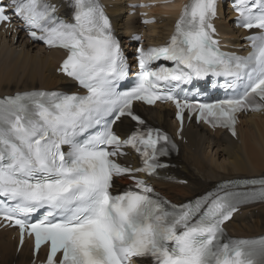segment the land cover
Masks as SVG:
<instances>
[{
  "label": "snow or ice",
  "instance_id": "1",
  "mask_svg": "<svg viewBox=\"0 0 264 264\" xmlns=\"http://www.w3.org/2000/svg\"><path fill=\"white\" fill-rule=\"evenodd\" d=\"M74 8L75 23L66 24L44 0H0V22L10 21V10L34 41L66 49L60 71L86 89L83 96L27 92L0 99V220L19 228L21 245L31 237L34 254L47 245L45 264H138L147 257L153 264H264V238L221 239V226L239 205L264 201V179L226 182L203 203L170 205L153 198V189L133 175L152 176L166 166L158 157L167 155L161 141L168 144L169 137L149 128L121 139L112 129L125 116L144 125L133 112L135 101H170L181 127L187 110L197 121L236 135L237 113L264 109V13L253 15L246 0L236 6L245 29L261 30L247 37L248 55L237 56L220 51L214 39L216 0H190L166 45L136 49L138 83L119 92L115 81L129 65L108 17L97 0H74ZM162 60L175 66L153 67ZM209 74L230 80L227 88L243 84V94L212 104L171 94L173 82ZM96 127L101 130L89 138H77ZM62 145L69 146L67 153ZM125 148L140 156L143 167L118 162ZM125 175L138 190L113 195V177ZM42 208L43 218L32 222Z\"/></svg>",
  "mask_w": 264,
  "mask_h": 264
},
{
  "label": "bare ground",
  "instance_id": "2",
  "mask_svg": "<svg viewBox=\"0 0 264 264\" xmlns=\"http://www.w3.org/2000/svg\"><path fill=\"white\" fill-rule=\"evenodd\" d=\"M51 1L60 4V0ZM104 1L108 6V14L116 35L125 39L129 31L141 32L143 30L145 44L164 42L179 14L176 3L181 2V0H174L173 4L163 9H155L153 12L159 18L158 24L142 29L136 19L127 17L128 10L123 0ZM60 12L63 16L66 15L62 8ZM229 13L225 14L222 7L219 8L220 19L216 21L217 28L223 39L234 41L239 46V39L245 33L232 28L229 23L232 15ZM0 41L4 44L3 46H6L9 41L12 46L15 45L13 50L5 53L4 58L0 59V97L30 90L52 91L64 89V87L70 91L73 89L66 79L55 74L57 64L63 57L61 52L38 48V53L34 54L32 52L37 47L29 44L22 37H19L14 44V38L10 40L7 36L0 34ZM142 110L143 116L148 121L164 126L171 132L174 131L171 109L159 106L142 108ZM128 129L129 123L126 119H122L115 128L122 137L128 134ZM184 136L187 143L180 145L179 155L174 161L176 168L171 170V174L179 179L187 180V185H154L173 202L182 203L188 198L202 195L222 181L264 178V115L242 117L237 127L236 140L222 132L213 134L205 127H197L193 124L184 130ZM192 147L193 150H191ZM213 148H215V154L224 156L220 162L209 159L208 154ZM117 183H121V180H117ZM227 230L237 238H251L264 234V205L242 209L233 216L227 225ZM10 234L11 232H0V264H27L31 258V244H25L16 256L15 242L10 241Z\"/></svg>",
  "mask_w": 264,
  "mask_h": 264
},
{
  "label": "rangeland",
  "instance_id": "3",
  "mask_svg": "<svg viewBox=\"0 0 264 264\" xmlns=\"http://www.w3.org/2000/svg\"><path fill=\"white\" fill-rule=\"evenodd\" d=\"M11 40V39H10ZM6 44V43H5ZM2 45V46H1ZM4 44H2V41H0V49H1V51H0V59H2V58H4V56L6 55L5 53H7L8 51H10V50H13V48H15V45H13L12 46V44H11V42L9 41V43L8 44H6V46H3ZM8 45V46H7ZM17 47L19 46V42H18V44L16 45ZM37 47V46H36ZM3 48V49H2ZM39 47H37V48H34V50H33V52L32 53H34V54H36V53H38V49ZM5 50H6V52H5ZM39 61V60H38ZM42 64V62L40 61V65ZM38 67H39V65H38ZM40 70V68L38 69V71ZM35 71V70H34ZM37 88H38V86H37ZM191 150H193V147L191 148ZM214 150H215V148H213L212 150H210L211 152H209V154H208V156H209V159H215L216 161H218L219 160V162L221 161V159H224V156H220V155H217V154H215V152H214ZM211 155V156H210ZM215 156H216V158H215ZM212 157H214V158H212ZM221 157V158H220ZM183 201V200H182ZM11 241H12V239H11Z\"/></svg>",
  "mask_w": 264,
  "mask_h": 264
}]
</instances>
